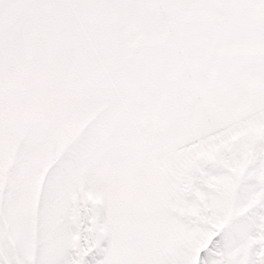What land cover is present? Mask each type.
Wrapping results in <instances>:
<instances>
[{
    "label": "snow or ice",
    "instance_id": "1",
    "mask_svg": "<svg viewBox=\"0 0 264 264\" xmlns=\"http://www.w3.org/2000/svg\"><path fill=\"white\" fill-rule=\"evenodd\" d=\"M0 264H264V0H0Z\"/></svg>",
    "mask_w": 264,
    "mask_h": 264
}]
</instances>
